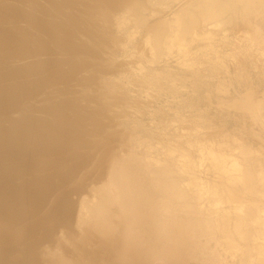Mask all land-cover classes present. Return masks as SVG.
<instances>
[{
    "label": "rangeland",
    "instance_id": "374dc122",
    "mask_svg": "<svg viewBox=\"0 0 264 264\" xmlns=\"http://www.w3.org/2000/svg\"><path fill=\"white\" fill-rule=\"evenodd\" d=\"M263 119V0H0V264H262Z\"/></svg>",
    "mask_w": 264,
    "mask_h": 264
},
{
    "label": "bare ground",
    "instance_id": "6f19581e",
    "mask_svg": "<svg viewBox=\"0 0 264 264\" xmlns=\"http://www.w3.org/2000/svg\"><path fill=\"white\" fill-rule=\"evenodd\" d=\"M263 2H264V0H263ZM177 19H176V21H178ZM188 30H189V28L187 27V25H184L177 32L175 30V28H173L170 25L167 30L163 31L162 33H159L155 37V39L152 40V42L150 40H149V42H151V45H152L153 48H156V47H159V46H161V47L162 46H167V47L176 46L178 49H180L181 42L183 40H185L184 36L186 35V33H187ZM196 34L198 35V33H196ZM33 137H34L33 140H34V145H35L34 148H37L36 142L39 141L38 140V137L37 136L36 137L33 136ZM24 139L25 138H22V139L20 137L18 138L17 143L18 142L19 143L16 145V146H18V148H12L11 149L10 157H8L9 156L8 150H10V147L7 148V154L6 155H2L3 153L6 152V150L1 151L3 148H5L6 146H8L9 144H6V145L2 146V144L0 143V169L5 165V163H8L7 162L8 160L13 159L16 155H18L19 149H20V151H19V155H20L21 154V150L23 149V147L24 148L27 147V143L24 141ZM40 140H43L45 142L44 144H46V143L48 144V138L45 139V137H41ZM41 147H43L44 149L46 148L44 146H41ZM13 151H15V152H13ZM208 154H209L210 158H212L216 162L215 163V167L218 170H223L224 169L226 172L231 171V168L230 167H227L225 164H223V162H224L225 159L223 158V156H221V154H218L217 155L214 151H208ZM223 165H225V167ZM115 172H114V175H115V178H116L117 175H119V174L118 173L115 174ZM109 174L110 175L113 174L112 171L109 172ZM250 174L249 173H246V174L242 175L241 177H238V175L237 176H233L231 178L232 180H230V181L236 182L237 179L239 180L237 182H241L243 180H248L251 177ZM110 177L111 176H109V178ZM109 178H108V181L111 180V181H109V183H111V184L114 183L115 186L117 185V183L120 184V181H119L120 178L117 177L116 180L118 182L116 180H112V177L110 179ZM108 184H106V185H108ZM40 185H41V183H39V182H37L35 180L32 181L29 178L28 180H24L23 183H21L18 187H16L17 189L15 187H11V189L8 190V187L6 185H4V183H0V227L4 223H12V220H13L16 212L21 207V204H18V201L20 199L31 198L32 200H35V199L39 198ZM99 188L103 189V184H102V186L97 187V188L94 189V194L95 195H96V193L100 192L99 191ZM18 198H20V199H18ZM100 207L101 206H93L92 207V210H94L95 208H96V210H98V208H100ZM83 208H84L83 207V203L82 202L79 203L77 217H80V213L82 212V209ZM96 215H97V213H96ZM254 215H255V213L253 211H251L247 219H249L251 221L257 220L256 219L257 218L256 215L255 216ZM242 220L243 219H241V221ZM237 222L239 223V220ZM100 225H102V224H100ZM102 228L99 227L98 229L100 230ZM100 231H103V230H100ZM103 233H105V232H103ZM253 238H254V236H253ZM8 243H9V241L8 240H5V242L0 245V251H2V253L7 258H8V255L13 251V250L10 251L9 247L7 246ZM256 247H258L257 248L258 249V252L263 257L262 260H260V261H262V264H264V235L261 236V241L258 242V245ZM22 248L23 247H22V245L20 243L18 249H16V251H19V253H18L19 254V257H21V256H23V255L26 254V252L22 251ZM25 257H26V255H25ZM4 259H6V258H4ZM22 259L23 258H21V260Z\"/></svg>",
    "mask_w": 264,
    "mask_h": 264
}]
</instances>
